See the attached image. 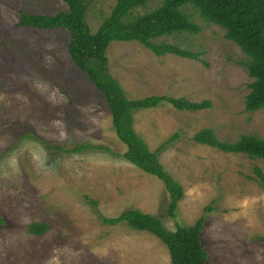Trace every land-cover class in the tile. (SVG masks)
Instances as JSON below:
<instances>
[{
  "label": "rangeland",
  "instance_id": "1",
  "mask_svg": "<svg viewBox=\"0 0 264 264\" xmlns=\"http://www.w3.org/2000/svg\"><path fill=\"white\" fill-rule=\"evenodd\" d=\"M114 1L88 0L92 30ZM160 1L146 0L135 12ZM183 7L200 30L161 39L200 51L198 58L155 55L138 40H112L105 51L109 72L129 98L164 93L211 102L196 110L166 102L133 110L134 129L182 185L172 217L162 180L118 154L125 144L103 95L71 60L68 31L17 24L20 11L54 13L66 3L0 0V264H171L153 233L100 217L127 207L158 215L170 229L175 221L188 224L204 214L205 264H264V187L254 171L264 175V159L192 138L201 127L227 141L240 133L264 137V109H244L252 78L239 45L190 4ZM38 138L67 148L86 141L107 149L64 151ZM207 204L212 209L203 211ZM31 221L48 227L30 232Z\"/></svg>",
  "mask_w": 264,
  "mask_h": 264
},
{
  "label": "trees",
  "instance_id": "2",
  "mask_svg": "<svg viewBox=\"0 0 264 264\" xmlns=\"http://www.w3.org/2000/svg\"><path fill=\"white\" fill-rule=\"evenodd\" d=\"M63 1L67 8L54 13L20 11L17 24L38 28L60 26L68 31L66 46L71 60L85 72L90 82L103 95L109 108L113 130L125 144V150L118 154L144 172L162 180L169 195L166 212L175 217L178 201L183 195L182 185L159 161L158 149H150L134 129L133 110L153 107L161 102L170 103L177 109L196 110L211 106V102L207 98L192 100L186 96L164 93L127 97L119 81L108 70L106 47L112 40H138L155 55L170 52L178 56L198 58L200 51L161 39L175 32L196 33L200 30L199 24L192 19V13L183 9V6L190 4L201 19L221 26L224 36L235 41L245 53L247 58L243 64L252 79L244 96V109L250 112L258 108L264 109V0H161L157 6L142 12H135V9L144 5L146 0H115L94 30L90 28L86 18L88 0ZM177 135L178 132H174L167 141ZM192 138L198 143L223 151L242 152L264 159V137L254 134L240 133L235 140L227 141L219 139L212 128L201 127L193 133ZM39 140L46 147L53 146L64 151L107 149L104 145L86 141L67 148L50 145L41 138ZM254 171L264 187L263 173L258 167ZM91 204H95L93 199ZM211 209L207 204L203 211ZM100 217L108 224L124 221L132 228L153 233L167 247L171 264H205L207 260L208 254L201 239L204 214L188 224L175 221L173 229L167 228L158 215L138 207H127L116 215ZM3 221L0 217V223ZM47 227L44 222L31 221L26 229L42 233Z\"/></svg>",
  "mask_w": 264,
  "mask_h": 264
}]
</instances>
